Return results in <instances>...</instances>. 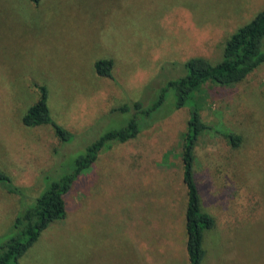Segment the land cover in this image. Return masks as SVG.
Masks as SVG:
<instances>
[{
  "label": "rangeland",
  "instance_id": "rangeland-1",
  "mask_svg": "<svg viewBox=\"0 0 264 264\" xmlns=\"http://www.w3.org/2000/svg\"><path fill=\"white\" fill-rule=\"evenodd\" d=\"M264 9V0H0V170L22 192L0 187V241L16 216L105 133L155 104L168 83L204 57L216 64L228 40ZM114 61L113 78L94 64ZM49 91L51 126L27 128L28 109ZM137 138L104 149L65 197L66 216L50 225L20 264H190L183 135L195 106L216 131L195 151L202 208L215 218L202 264H264V65L233 86L206 84L176 109L173 89Z\"/></svg>",
  "mask_w": 264,
  "mask_h": 264
},
{
  "label": "trees",
  "instance_id": "trees-1",
  "mask_svg": "<svg viewBox=\"0 0 264 264\" xmlns=\"http://www.w3.org/2000/svg\"><path fill=\"white\" fill-rule=\"evenodd\" d=\"M36 7L42 0H30ZM264 65V9L256 17L241 27L225 45L223 59L212 63L204 57L191 58L185 63L187 73L178 80L170 81L162 91L159 100L151 107L142 102L125 104L113 109L112 113H129L134 111L133 118L118 130L105 133L87 147L86 152L74 160L68 173L52 182L33 204L25 207L12 224L11 234L0 241V264H20L21 259L39 240L42 233L53 223L66 216L65 197L73 188L83 172L89 169L98 159L99 154L111 148L113 144L127 143L139 135L140 115L149 117L164 104V93L173 89L176 109L185 107L202 86L215 84L233 86L242 83L256 69ZM114 61L99 60L94 64L99 77L113 78ZM40 99L32 105L22 118L27 128L51 126L62 143L72 142L74 135L53 120L48 104L49 91L45 85L37 86ZM140 117V118H139ZM215 131L225 136L234 148L242 145V138L237 134H225L216 131L203 122L197 106L194 107L183 135L182 162L184 183L188 193L186 209L187 252L190 264H202L206 250L204 248L205 233L215 228V218L202 208L201 194L195 174V151L200 137L206 131ZM0 187L8 193L16 195L22 191L15 186L12 178L0 170Z\"/></svg>",
  "mask_w": 264,
  "mask_h": 264
}]
</instances>
